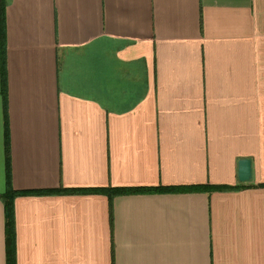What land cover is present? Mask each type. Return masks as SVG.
<instances>
[{
	"label": "crops",
	"instance_id": "0c3cea01",
	"mask_svg": "<svg viewBox=\"0 0 264 264\" xmlns=\"http://www.w3.org/2000/svg\"><path fill=\"white\" fill-rule=\"evenodd\" d=\"M5 19L0 264L10 185L15 264H264V0H6Z\"/></svg>",
	"mask_w": 264,
	"mask_h": 264
},
{
	"label": "trees",
	"instance_id": "16d2710c",
	"mask_svg": "<svg viewBox=\"0 0 264 264\" xmlns=\"http://www.w3.org/2000/svg\"><path fill=\"white\" fill-rule=\"evenodd\" d=\"M5 9H6V0H0V49L2 60L5 64V56H6V19H5ZM4 75L3 88L5 93V88L7 85V80ZM8 148V141H7ZM205 186H201L195 189H204ZM173 188H137V189H124V188H109V189H101L107 193L111 198L120 195V194H135V193H145L146 192H159V190H172ZM24 194V192L16 191L10 185L8 187V197H6V213L8 217V236H9V263L15 264L16 261V250L15 249V235H14V199L16 196Z\"/></svg>",
	"mask_w": 264,
	"mask_h": 264
},
{
	"label": "water",
	"instance_id": "95a60500",
	"mask_svg": "<svg viewBox=\"0 0 264 264\" xmlns=\"http://www.w3.org/2000/svg\"><path fill=\"white\" fill-rule=\"evenodd\" d=\"M252 177V162L250 160H241L240 162V181L248 182Z\"/></svg>",
	"mask_w": 264,
	"mask_h": 264
}]
</instances>
